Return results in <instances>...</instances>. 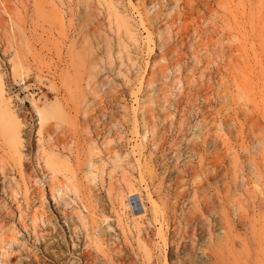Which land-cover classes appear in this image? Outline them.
Instances as JSON below:
<instances>
[{
	"label": "rangeland",
	"instance_id": "1",
	"mask_svg": "<svg viewBox=\"0 0 264 264\" xmlns=\"http://www.w3.org/2000/svg\"><path fill=\"white\" fill-rule=\"evenodd\" d=\"M0 87V264H264V0H0Z\"/></svg>",
	"mask_w": 264,
	"mask_h": 264
},
{
	"label": "built area",
	"instance_id": "2",
	"mask_svg": "<svg viewBox=\"0 0 264 264\" xmlns=\"http://www.w3.org/2000/svg\"><path fill=\"white\" fill-rule=\"evenodd\" d=\"M5 92L9 98L11 106L14 109L24 106L25 104L30 105V100L37 98L38 89L25 83L24 80L8 81L5 84Z\"/></svg>",
	"mask_w": 264,
	"mask_h": 264
},
{
	"label": "bare ground",
	"instance_id": "3",
	"mask_svg": "<svg viewBox=\"0 0 264 264\" xmlns=\"http://www.w3.org/2000/svg\"><path fill=\"white\" fill-rule=\"evenodd\" d=\"M2 97H3V91H2V89L0 87V100L1 101L3 99ZM31 103H32V100H30V105L32 106ZM38 114H39V119L41 121L42 120V114H43L42 111L38 110ZM16 139H17V135H16ZM129 195H132V198H130V200H131V203L133 204V206L136 207V209H134L135 212H139L140 211V210H138V206H139L140 203H141L142 208H143L142 210H144V204L142 203L143 198H141L140 195H137L136 196L135 193H130ZM125 200H127V203H125ZM130 200H129L128 196H126V198H125L124 195L120 197V203L123 206L126 205V204H128V203H130Z\"/></svg>",
	"mask_w": 264,
	"mask_h": 264
}]
</instances>
